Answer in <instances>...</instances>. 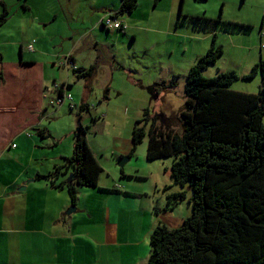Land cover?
<instances>
[{"label": "crops", "instance_id": "0c3cea01", "mask_svg": "<svg viewBox=\"0 0 264 264\" xmlns=\"http://www.w3.org/2000/svg\"><path fill=\"white\" fill-rule=\"evenodd\" d=\"M45 1L46 5L36 8L32 0H25L23 14L34 17L39 28H48L53 23L64 25L65 28L54 32L52 37H45L42 41L38 39L34 51L27 48L28 44H22L19 62L0 61V264L143 263L151 255V247L145 244L155 228L159 224H168L170 229L178 227L186 219L184 215L191 212V202L187 209L180 210L181 200L171 207L172 199L169 198L183 191L188 196L187 193L192 192L189 186L172 183L173 194L163 195L159 204H155L154 196L145 204L140 202V197L133 194L136 193L133 189L147 179L148 173L139 168L144 165L142 158L140 162L127 165L134 157L130 153L125 156L129 161L120 169V179L119 170L111 168L108 170L110 178L103 179L102 175L98 187H78L80 197L76 205L71 203L66 187H56L67 181L73 169L69 172L62 170L53 182L38 176L54 173L53 169L64 166L66 159L71 158L75 151L74 123L58 128L46 121L68 116L69 111L78 112L77 116L84 119V116L81 117L83 112L79 111L82 105L89 106L85 111L92 114L88 116L102 115L98 109L99 86L105 84V79L109 77L98 76L103 73L106 76L107 72L99 73L96 69L92 78H84L90 83V89L87 85H81L80 80L83 79L79 76L77 79L75 73L80 69L88 70L90 66L104 68L102 64H110L112 59L107 61L105 57L111 53L109 45L97 41L103 17L111 13L118 16L125 28L114 30L117 33L114 36L121 37V33L138 29L137 22L143 23L138 10L146 0H139L132 13H121L125 0ZM253 5L258 11L264 12V0L256 1ZM46 7H53V10H46ZM225 22L234 30L224 34L230 43L228 47L246 51L244 65L253 68L264 55V21L261 28L251 18L233 20L229 17ZM30 24L34 27L32 22ZM85 36L98 42L99 50L96 51L100 53L89 54L96 49L93 45L87 49L82 47V38L85 39ZM61 38H65L64 42ZM69 38L79 40L68 54L78 67L76 69L60 66ZM48 41L56 43L53 50ZM102 50L109 51L103 53ZM101 56L105 58L103 63ZM110 70H113L112 63ZM111 75L112 79L113 73ZM77 81L79 85H76ZM56 84L66 87L67 92L73 95L77 108L72 110L68 101L59 108L55 106V97L59 95L55 90ZM255 84L260 91L261 85L258 82ZM94 85L97 89L91 92ZM244 92L255 93L249 90ZM53 99V104H50ZM92 151L100 165L108 169L100 155L94 149ZM125 157L122 155L121 159ZM162 185H169L166 177L156 182L157 188ZM84 198V207L81 208L80 203ZM168 201L165 212L159 210L157 205L166 207ZM77 206L74 212L67 214L71 207Z\"/></svg>", "mask_w": 264, "mask_h": 264}, {"label": "trees", "instance_id": "16d2710c", "mask_svg": "<svg viewBox=\"0 0 264 264\" xmlns=\"http://www.w3.org/2000/svg\"><path fill=\"white\" fill-rule=\"evenodd\" d=\"M138 3L125 0L121 13L134 12ZM8 17L5 9L0 27ZM223 55L224 48L214 37L210 49L191 68L185 88L186 106L181 113L182 135L171 130L169 118L153 116L149 109L135 124L133 150L148 136V160L172 158L171 177L176 184L189 186L193 194V213L182 226L169 229L159 224L153 231L147 264H264V55L244 77L252 80L261 76L257 94L230 88L239 80L236 72L204 76V71ZM95 67L76 73L80 78H92ZM1 80L0 74V84ZM176 86V82L155 85L151 90L153 99ZM62 92L63 104L68 101L72 110L77 108L73 95L67 90ZM87 109L88 105H82L79 111ZM148 123L152 126L147 131ZM86 133L84 128L79 135L76 133L74 155L66 159L64 166L55 173L38 176L53 182L62 170L73 169L74 179L56 186L68 189L73 205L78 201V187H98L103 173ZM184 196L183 192L171 196V203Z\"/></svg>", "mask_w": 264, "mask_h": 264}, {"label": "rangeland", "instance_id": "374dc122", "mask_svg": "<svg viewBox=\"0 0 264 264\" xmlns=\"http://www.w3.org/2000/svg\"><path fill=\"white\" fill-rule=\"evenodd\" d=\"M32 1L36 8L39 5H46L45 0ZM256 1L261 2L262 0H178L176 5L174 0L143 1L138 10V15L142 16L141 21L143 23H136L138 29L121 33V37H115L116 31H108L102 26L97 32V37H99L97 41L105 42L109 45V50L111 49V53L105 57H107V61L110 58L112 59L110 64L112 63L113 66V70H110V64H102L104 68L99 65L95 67L99 70V73L107 72L106 76L103 73L98 78L109 77L105 79V84L99 86L100 102L98 103V109L100 108L102 115L100 117L99 115L91 117L88 115L92 113L84 111L81 115V117L84 116V119L80 120L77 116L78 112L72 113L69 111L68 116L60 119L55 117L50 122L49 120L46 121L47 124L51 123L53 127L63 128L67 123H74L73 136L75 142L78 130L84 128L87 132L85 137L87 141L89 140L90 148H93L100 155L101 160L108 168L102 167L103 179L110 178L108 170H111V168L118 169L119 179L122 177L120 173L121 167L119 166L122 155L125 157L126 154L130 153L134 156L132 162L127 164L129 166L136 161L140 162L142 158L144 165H140L139 168L145 169L148 176L145 181L139 182L136 189H133V192H136L133 194L138 195L140 197L139 201L144 204L149 201L151 196H154L156 197L155 204H159L163 195L171 196L174 192L171 186L175 181L172 180L170 173L173 159L147 160L148 136L143 139L134 151L133 131L135 124L138 120L144 118V111L149 109L153 116L158 114L164 119L169 118L170 122L167 124L171 130L178 135L183 134L184 125L181 113L186 106L185 88L187 77L198 59L210 49L214 37H216L217 44L223 46L224 55L218 60L217 64L209 66L204 71V76L212 78L219 73L236 72L239 80L231 85L230 88L232 90L239 92L249 90L255 91L254 94L259 93V87L255 83L258 82L259 86L261 85V76L259 75L252 80L244 78L252 71V68L244 65L243 57L246 51L228 47L230 46L229 40L224 36V34L234 31L225 22L229 17L233 20L251 18L259 24V28L262 27L264 12L258 11V9L253 7ZM24 5L25 0H0V15L6 9L5 6L9 11L8 21L0 27V61L10 62L14 60L19 62L22 57V44H28L27 48L29 49V46L38 41V39L42 41L45 37H52L54 32L62 31L65 28L64 25L59 23H53L48 28H39V25L36 26L38 22L34 20V17L23 14L25 11ZM45 9L53 10V7H46ZM31 22L34 27H31ZM224 39H226L225 42H223ZM60 40L64 42L65 38ZM78 41L73 38H69L66 41V50L63 53L64 60L60 65L61 67L76 69L77 66L74 60L68 54L71 52V47ZM97 41L86 37L85 39L82 38L81 45L86 49L93 45L96 49H93L92 51L94 52L89 54H96L100 53L96 51L99 50ZM54 44L56 43L48 41L51 50L54 49ZM58 48L62 51L61 46ZM107 51L102 50L103 53H107ZM104 59V57L101 58V63L104 62ZM259 60L261 59H258V62ZM90 68L91 66L87 69L89 70ZM111 73H113L112 79ZM79 74L78 72L75 73L77 79H79ZM80 79H83L80 80L82 86L87 85L89 89L91 88L90 83L86 79ZM173 82H176L177 86L175 88L163 91L160 99H153L151 90L155 85L162 83L171 85ZM79 83L77 81L76 85H79ZM76 85H74L73 89ZM93 87L94 90H91V92L97 89L96 85ZM65 90V86H61L60 90H56L59 95L55 97V100L60 97V92H65ZM92 97L94 98V95ZM53 101L54 99L51 100L50 104H53ZM66 109L69 110L68 107ZM94 118L95 122H93ZM160 123L157 122V125L160 126ZM144 125L145 123L141 126ZM151 126L152 123H148L147 131ZM56 171V169H53L54 173ZM164 177L167 178L169 185H162L157 188L156 182L164 180ZM77 193L79 198V190H77ZM187 194L188 196H184L181 199L180 208L178 209H187L186 207L190 203V196H193L192 192ZM81 203L80 207L83 208L85 198ZM173 204H170V206L172 207ZM167 206H169V201L166 207L160 208L157 205L159 210H164V212ZM189 209L191 212L188 215H184L186 218L193 213V207L192 210L191 208ZM182 224L178 225V227L173 226L172 229L179 228ZM165 226L170 229L168 224H165ZM151 236L146 240L145 245L148 247H151ZM149 256L145 262L141 263L140 261L139 263L147 264L150 259Z\"/></svg>", "mask_w": 264, "mask_h": 264}, {"label": "built area", "instance_id": "2783aa9c", "mask_svg": "<svg viewBox=\"0 0 264 264\" xmlns=\"http://www.w3.org/2000/svg\"><path fill=\"white\" fill-rule=\"evenodd\" d=\"M101 24L108 30H120L125 28L124 24L118 19L117 15H115L114 13L105 15L101 21ZM34 46H35V42L29 46V50L34 51ZM55 89L58 90L59 86L55 85ZM67 99L71 101L72 97L68 95ZM63 102L64 99L58 97L55 102V105L59 107L63 104Z\"/></svg>", "mask_w": 264, "mask_h": 264}, {"label": "water", "instance_id": "95a60500", "mask_svg": "<svg viewBox=\"0 0 264 264\" xmlns=\"http://www.w3.org/2000/svg\"><path fill=\"white\" fill-rule=\"evenodd\" d=\"M79 134H80V130H78V135H79ZM128 161H129V158H128V157L123 158V159L120 161L119 166H120L121 168H123L124 165H125ZM73 179H74V174H70L69 179H68V182L70 183ZM75 209H76L75 207H71V208L68 210V213H67V214H70V213L74 212Z\"/></svg>", "mask_w": 264, "mask_h": 264}, {"label": "clouds", "instance_id": "9594fccd", "mask_svg": "<svg viewBox=\"0 0 264 264\" xmlns=\"http://www.w3.org/2000/svg\"><path fill=\"white\" fill-rule=\"evenodd\" d=\"M118 17V16H117ZM103 26V25H102ZM104 27V26H103ZM105 28V27H104ZM106 29V28H105ZM108 30V29H107ZM120 30H123V29H120ZM108 31H111V30H108ZM56 85H58V84H56ZM56 106V105H55ZM56 107H58V106H56ZM122 160V159H121ZM70 174H74V173H70ZM70 174H69V176H70Z\"/></svg>", "mask_w": 264, "mask_h": 264}]
</instances>
